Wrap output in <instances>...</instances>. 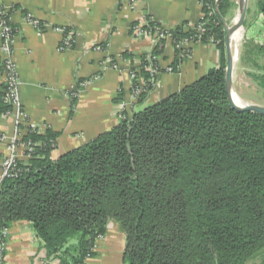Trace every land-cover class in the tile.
I'll use <instances>...</instances> for the list:
<instances>
[{"label":"trees","instance_id":"obj_1","mask_svg":"<svg viewBox=\"0 0 264 264\" xmlns=\"http://www.w3.org/2000/svg\"><path fill=\"white\" fill-rule=\"evenodd\" d=\"M202 4L205 16L195 27L168 30L176 43L187 39L194 47L214 40L219 69L132 118L124 113L112 130L56 160L60 134L24 138L35 153L19 163L18 178L0 186V264L9 239L3 232L18 222L31 224L48 258L60 264L95 259L111 221L126 236L124 264H249L264 257V116L238 112L229 100L225 25L235 4ZM245 28L251 51L264 56V0ZM163 54L159 44L140 61ZM189 57H177L174 74ZM140 75L149 83L153 76L145 69ZM1 80L0 117L13 109ZM256 80L264 88V75ZM155 87L149 84L139 102ZM76 103L71 98L73 109Z\"/></svg>","mask_w":264,"mask_h":264},{"label":"crops","instance_id":"obj_2","mask_svg":"<svg viewBox=\"0 0 264 264\" xmlns=\"http://www.w3.org/2000/svg\"><path fill=\"white\" fill-rule=\"evenodd\" d=\"M202 3L137 0L132 9L131 0H3L11 13L10 23L17 29L12 52L22 80L23 108L40 134L50 129L60 134L54 160L119 125L122 104L132 118L221 67V53L214 44L193 47L179 74L162 75L143 102L133 101L129 70L155 50L150 39L133 36V27L140 20H149L165 29L186 26L188 30L205 16ZM27 16L40 22L43 30ZM56 28L74 31L71 51L59 50L62 36ZM100 46L106 47L98 50ZM124 54L131 58L124 59ZM177 57L173 45L167 43L163 65H174ZM81 82L88 84L80 88L73 109L69 91ZM24 126L17 114L0 117V134L5 138L0 142L1 157L10 154V143ZM125 249L126 236L119 224L111 221L105 236L96 243L97 257L88 264H124ZM6 251L5 264H60L48 258L33 226L26 222L9 228Z\"/></svg>","mask_w":264,"mask_h":264},{"label":"built area","instance_id":"obj_3","mask_svg":"<svg viewBox=\"0 0 264 264\" xmlns=\"http://www.w3.org/2000/svg\"><path fill=\"white\" fill-rule=\"evenodd\" d=\"M137 3V0H131V8L133 9ZM11 13L4 8L3 0H0V33L2 37V47L0 49V58L2 64L0 65V76L7 83L8 89L6 92V103L12 106V112L6 114L9 116L11 114H17L18 119L23 122L24 129L19 130L10 143V154L5 157L0 155V186L4 180L16 179L18 178L21 170L19 169V163L23 160H29L35 153V145L24 138L31 132H38L34 125L29 120V115L25 112L23 108L22 98H21V86L22 80L19 76L18 68L16 62L13 59V39L15 37L16 29L11 26L10 23ZM28 20L34 24L38 29L40 27V22L32 20L28 17ZM150 27V23L147 20H140L138 24L133 27V36L137 39H150L155 46L161 44V47H167V43H171L175 49V53L178 56L189 57L190 55L183 54L184 50H190L194 47V41H189L184 39L179 43H176L172 38V34L169 33L168 29L164 31L154 30ZM55 31L62 36L59 50L61 52L71 51L75 43V33L73 30L66 28H56ZM204 29L201 27L197 39H200L201 35L204 34ZM162 42H164L162 44ZM212 44L214 40H211ZM106 46H100L98 50H104ZM162 56H149L144 62L141 61L138 67L135 69H130L129 74L133 81L132 97L134 103H138L143 94L147 93V88L149 84L154 86L157 85V80L164 74H174L173 64H167L164 66L162 63ZM112 61V60H111ZM142 69L150 72L153 76L152 79L146 81L141 75ZM87 82L81 83L80 87L75 85L69 91V97L78 98L82 87L87 86ZM126 110L125 104L121 105L120 118H124V113ZM5 138H1V141ZM4 237L8 239L9 231L4 230ZM7 244L3 243L1 246L2 254L6 252ZM2 259L5 261V257L2 255Z\"/></svg>","mask_w":264,"mask_h":264},{"label":"rangeland","instance_id":"obj_4","mask_svg":"<svg viewBox=\"0 0 264 264\" xmlns=\"http://www.w3.org/2000/svg\"><path fill=\"white\" fill-rule=\"evenodd\" d=\"M258 0H248L246 22L253 20L257 13ZM235 8L228 16L227 25L234 26L240 18V0H236ZM237 21V22H236ZM242 38L238 46L233 42V52L235 53L236 61L232 76L231 94L235 95L243 106L256 105L264 107V88L260 80L264 75V56L258 55L251 51V45L245 40L246 28L240 29ZM233 97V96H232ZM124 258V254H123ZM264 257H259L249 264H263Z\"/></svg>","mask_w":264,"mask_h":264},{"label":"water","instance_id":"obj_5","mask_svg":"<svg viewBox=\"0 0 264 264\" xmlns=\"http://www.w3.org/2000/svg\"><path fill=\"white\" fill-rule=\"evenodd\" d=\"M247 4L248 0H240V18L238 22L229 27L227 24L225 25L227 36H226V55H227V68H226V87L229 95V100L231 102L232 107L238 112H252L255 114L264 116V107L256 106V105H247V106H239L233 100L231 94V85H232V76L234 70L235 63V55L233 52V35L236 31L243 28L245 26L246 16H247Z\"/></svg>","mask_w":264,"mask_h":264},{"label":"bare ground","instance_id":"obj_6","mask_svg":"<svg viewBox=\"0 0 264 264\" xmlns=\"http://www.w3.org/2000/svg\"><path fill=\"white\" fill-rule=\"evenodd\" d=\"M237 22V21H236ZM241 38H242V32L241 30L239 29L238 31H236L233 35V42L235 43L236 46H238V44L240 43L241 41ZM233 96V100L235 101V103L239 106H243V104L240 102V100L235 96V95H232Z\"/></svg>","mask_w":264,"mask_h":264}]
</instances>
